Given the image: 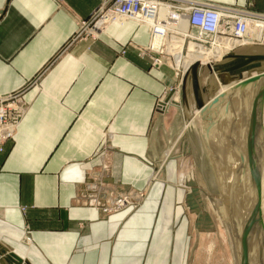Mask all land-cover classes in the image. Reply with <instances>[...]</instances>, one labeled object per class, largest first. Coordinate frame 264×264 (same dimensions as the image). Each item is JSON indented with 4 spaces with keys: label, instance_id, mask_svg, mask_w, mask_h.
<instances>
[{
    "label": "crops",
    "instance_id": "crops-1",
    "mask_svg": "<svg viewBox=\"0 0 264 264\" xmlns=\"http://www.w3.org/2000/svg\"><path fill=\"white\" fill-rule=\"evenodd\" d=\"M210 1L264 10V0ZM98 4L0 0V95L24 89L27 103L0 152V240L31 264H174L189 188L183 173L171 181L156 140L157 114L165 119L171 104L160 113L155 104L176 79L137 49L149 42L145 24L70 42ZM178 99L175 108L194 119L193 99L189 111ZM139 195L136 206L103 210Z\"/></svg>",
    "mask_w": 264,
    "mask_h": 264
},
{
    "label": "built area",
    "instance_id": "built-area-1",
    "mask_svg": "<svg viewBox=\"0 0 264 264\" xmlns=\"http://www.w3.org/2000/svg\"><path fill=\"white\" fill-rule=\"evenodd\" d=\"M123 20L147 26L148 45L137 49L149 57L150 66L166 65L173 71L176 83L168 94H180L182 78L190 67L184 68V62L192 44L207 51L219 41L229 40L237 43L232 50L248 46L264 49V10H255L251 1L229 5L210 0H99L89 18L79 22L70 42L96 40L109 24ZM155 39L159 40L157 45ZM124 52L125 46L121 50ZM23 93L21 89L0 95V152L13 140L25 115ZM164 97L157 101L156 111L164 109ZM138 201L119 197L103 210L118 211L127 205L136 206Z\"/></svg>",
    "mask_w": 264,
    "mask_h": 264
},
{
    "label": "rangeland",
    "instance_id": "rangeland-1",
    "mask_svg": "<svg viewBox=\"0 0 264 264\" xmlns=\"http://www.w3.org/2000/svg\"><path fill=\"white\" fill-rule=\"evenodd\" d=\"M263 5V4H262ZM154 42H159L158 39H155ZM230 44V45H229ZM233 45V46H232ZM237 44L234 45V41H219L215 48L203 51L199 46L193 52L194 56L206 55L208 51L217 55L216 62L217 64L222 61V59L227 56L230 52L236 53H247V54H264V49L254 46L243 47L244 52L238 50H232L236 47ZM223 46V47H222ZM226 46H231L230 48H226ZM233 47V48H232ZM249 50H248V49ZM246 49V50H244ZM239 51V52H238ZM249 51V52H248ZM191 51H188L187 57L184 62V68L187 66L188 59L190 58ZM219 55V56H218ZM193 62V60H192ZM186 63V64H185ZM191 63V62H189ZM212 65V64H211ZM206 70L200 74V81L206 82V80L216 88L220 86L221 78L214 77L213 74L208 75ZM205 76V77H204ZM225 76V75H224ZM205 85L204 83L202 86ZM212 86H209V91H211ZM264 90V87L262 88ZM261 90V89H260ZM259 90V91H260ZM206 93L203 94L206 97ZM175 97H179L178 105L183 106V101L181 94H173ZM173 96H171L170 101L172 102ZM165 98V97H164ZM163 98V100H164ZM171 102H168L171 104ZM166 103V104H168ZM173 103V102H172ZM157 104V102H156ZM155 104V108H156ZM174 104V103H173ZM222 105V108L220 106ZM219 105L218 111L220 119L217 121L216 115L214 116V108L208 110L204 113L206 115L205 120L202 118H197L195 120L190 118L186 114V118L184 117L183 111L179 108L170 107L171 111L168 115L165 116V119L159 114H157V120L155 123L157 124V134L156 140L157 144L160 148L164 150L166 153V159L169 163L168 169L173 173L171 181L176 182L183 173L184 182L189 179H194L198 183L203 206L204 209L209 212L211 215V229H203L204 231L197 230L193 225V216H190L188 213V209L186 207V216L182 220V223L185 227L184 231V240L182 241H172L171 242V253H177L179 251L178 261L174 262V264H240V260H235L236 254L238 255V251L235 252L232 244V237L230 236V227L228 226V222L225 219V212L223 205L221 203L220 196L218 194V190H215V175H214V167L211 160V153L208 149L207 140H206V132L204 133L205 128L202 126L205 125V121L210 117L214 123V125H219L216 130L217 139L221 138L220 129L222 123L228 127L227 130H224L225 141L228 143L227 146L232 145L233 139H226L227 135L232 134L231 128H229V121H223V116L226 118L228 114H231V110L234 108V97L228 96L224 99V103ZM166 106V105H165ZM225 107V110H224ZM224 110V112H223ZM195 112V111H194ZM193 112V113H194ZM223 112V113H222ZM155 113H160V110L155 109ZM165 113V112H164ZM183 113V114H182ZM223 114V115H222ZM193 115V114H192ZM222 116V117H221ZM192 120L190 123L189 121ZM220 120L222 121L220 123ZM227 120V119H226ZM253 129L255 132L256 142L264 141V91L257 92L256 96H254V104H253ZM223 126V125H222ZM229 131V132H228ZM229 140V141H228ZM235 142V140H234ZM222 143L218 145V149H216L215 155L221 161L228 160L230 155L226 148L223 149ZM225 155H227L224 159L221 156V149ZM264 149V146H263ZM263 154H264V150ZM217 150L219 152H217ZM220 153V154H219ZM210 159V160H209ZM166 162V163H167ZM216 172V171H215ZM142 195H139V199L142 198ZM123 197V196H121ZM261 212L264 220V206L261 207ZM226 225V226H225ZM25 239V238H24ZM23 240V239H22ZM30 242V239L23 240L24 243ZM2 244H7L11 246L8 242L0 240ZM179 244V245H178ZM6 245V247H7ZM8 248V247H7ZM18 254L23 260L26 259L21 256L20 253L15 250H11ZM239 258V256H237ZM6 264V263H5Z\"/></svg>",
    "mask_w": 264,
    "mask_h": 264
},
{
    "label": "water",
    "instance_id": "water-1",
    "mask_svg": "<svg viewBox=\"0 0 264 264\" xmlns=\"http://www.w3.org/2000/svg\"><path fill=\"white\" fill-rule=\"evenodd\" d=\"M262 61H264V54L233 52L225 56L221 62L213 66H206L210 75L215 72L221 78L222 84L232 83L228 90L210 98V100L208 99V103H206L207 99L205 101L203 94L206 93V97H208L210 91L199 82L197 63H193L186 71L182 78L180 88L183 104L185 106L188 105V99L193 98V108L196 111H200V113L211 110L213 105L217 104L224 97L230 95L234 97V108L231 110L232 113L226 117L227 121H229L228 126L232 129L229 140L233 139L234 141L237 138L239 142L241 141V148H245L246 150L247 167L249 168L247 170H249L250 175V196L242 232L245 240L243 247H241L240 239L238 240L245 264L250 263L249 260L252 258L251 249L257 250L256 252L259 257L257 264H264V220L259 201L262 165L249 109V103L253 97L252 90L255 84L260 82L264 85V67L263 70L258 71V75L256 76L247 75V77H243L244 72L250 73L258 70L262 65ZM190 87L191 91L189 89ZM262 88L258 92H263L264 90ZM172 95L173 93L170 92L165 96L162 102L164 106L166 103L171 102L170 98ZM171 107L177 106L171 102ZM205 126L208 149L211 154H215L218 147L215 129L219 125L214 126L212 119L209 117L205 121ZM185 185L189 190L184 196V204L191 213L196 215L194 228L201 231H204L203 229H211V215L204 209L198 183L194 179H189L185 182ZM231 197L233 199V195ZM5 263L31 264L27 259L23 260L18 254L0 244V264Z\"/></svg>",
    "mask_w": 264,
    "mask_h": 264
},
{
    "label": "bare ground",
    "instance_id": "bare-ground-1",
    "mask_svg": "<svg viewBox=\"0 0 264 264\" xmlns=\"http://www.w3.org/2000/svg\"><path fill=\"white\" fill-rule=\"evenodd\" d=\"M126 21H131V20L116 21V22H112L109 25L116 24V25L121 26L122 23L126 22ZM154 43H155V45L158 44V42H154ZM235 44H237V43L234 42V45ZM230 47L231 46H226V48H230ZM241 49H243V48H241ZM241 49H239V50L244 52ZM244 50H246V49H244ZM230 53H232V52H230ZM203 54L201 55V57L198 56V57L194 58L193 62H191L188 65V66H191L193 63H197L198 64V71H199L198 72V76H199L198 79H199L200 84H201L200 74L203 73L204 70H206L205 72L208 75H210L208 73L209 70H208V68H206V66L215 65L214 63L216 62V58H217V55L213 54L210 51H208L206 53V55H203ZM242 54H244V53H242ZM261 64L262 65L260 66V68L258 70H254V71H252L250 73L244 72L243 73V77H247V75L248 76H256V75H258V71L259 70H263L264 61H262ZM261 67H262V69H261ZM214 75H215L216 78H218L217 74L215 72H213V76H210V77L212 78V77H214ZM219 84H220V86L215 89V87L212 86L206 80L205 85H203V86H206L207 89H209V86H212L211 91L208 93L209 94L208 95L209 98H206L207 101L205 100L206 103L209 102L210 98H213L214 96H217L221 92H224L225 90H228V88H230L232 83L230 82V83L225 85L224 83L222 84L221 81H220ZM263 86H264L263 83L258 82V83L255 84V86H254V88L252 90L253 97L251 99V102L249 103V109H250V113H251L252 123H253L254 96H256L257 92ZM189 89L191 91V87ZM225 98L226 97L222 98L221 100H219V102L217 104L213 105V107L217 106V107L214 108V112H215L214 116L216 115L215 117H216L217 121H219V119H220V116H218L219 115L218 114L219 113V111H218L219 105L224 103V99ZM189 99H188V105H186V106L184 105L183 106L188 111H189V108H190L189 107ZM164 108H165V106H164ZM220 108H222V105L220 106ZM224 110H225V107H224ZM224 110H223V112H224ZM194 111H195V113L193 114L192 117H194V115H195V118L199 117V118H202V119L205 120V118H206V115H204L205 112L200 113V111H196L195 109H194ZM223 118H225V117L223 116ZM222 120H224V119H222ZM225 121H227L226 118H225ZM189 122L191 123L192 121L190 120ZM221 122L222 121L220 120V123ZM222 125H221L222 127H219L220 132H221L220 136L221 135L222 136H221V138L219 137V139H217L216 141H217V145H220L221 143L224 145V146L223 145H221V146H223V149L224 148L227 149L228 154L230 155V157L228 158V160L221 161L220 159L217 158V156L215 154H212L211 155V160L210 159L209 160H210V162L212 161V164H213V167H214V175H215V183H216L215 184V187H216L215 190L216 189L218 190V194L220 196L221 203L223 205L225 216H226L225 219L227 220L228 226L230 227V233H231L230 236L232 237V244H233L232 246H233V249L235 250V252L238 251V255L236 254L235 260L238 261V259H239L240 260V264H245L244 258L241 255V251H240L239 241L238 240L240 239L241 247H243L244 246L243 244H244L245 240H244V238L242 236V234H243L242 232H243V228H244V222H245V219H246V213H247V209H248L249 196H250V188H249L250 187V175H249V170H247L249 168L247 167L248 163H247V160H246V150H245V148L244 149L241 148V145H242L241 141L239 142L238 139L236 138L235 142L234 141L231 142L232 145L227 146L228 143L225 141V135L226 134L224 135V130H227L228 127L226 126V124L224 125L222 123ZM214 126H216V125H214ZM202 127L205 128V130H204V133H205L206 132V126L204 125ZM253 131H254V129H253ZM255 132H256V130H255ZM255 132H254V134H255ZM226 137H227L226 139H229V135H227ZM257 146L259 148L260 160H261V165H262V175H261V182H260V199H259L260 208H261L262 206H264V154H263V151H262L263 146H264V141L263 142H257ZM217 152H219V151L217 150ZM221 153H222L221 156L224 157L225 151L223 153V151L221 149ZM226 155H227V152H226ZM226 155H225V157H226ZM225 157H224V159H225ZM232 195H233V199L231 197ZM25 239L28 240L29 238L25 237ZM0 244H2V243L0 242ZM2 245L5 246L4 244H2ZM251 250H252V252H251L252 258L249 260L250 261L249 264H257L259 262V257H258L257 252H256L257 250H255V249L254 250L251 249ZM237 256H239V258H237ZM238 263L239 262H237V264Z\"/></svg>",
    "mask_w": 264,
    "mask_h": 264
}]
</instances>
